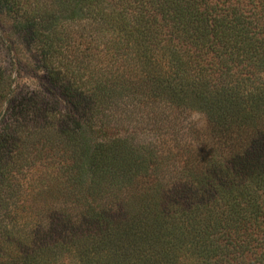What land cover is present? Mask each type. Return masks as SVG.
<instances>
[{"label":"trees","instance_id":"1","mask_svg":"<svg viewBox=\"0 0 264 264\" xmlns=\"http://www.w3.org/2000/svg\"><path fill=\"white\" fill-rule=\"evenodd\" d=\"M0 17V242L33 161L58 264H264V0H0ZM23 121L49 167L10 156ZM32 249L2 261L48 260Z\"/></svg>","mask_w":264,"mask_h":264},{"label":"rangeland","instance_id":"2","mask_svg":"<svg viewBox=\"0 0 264 264\" xmlns=\"http://www.w3.org/2000/svg\"><path fill=\"white\" fill-rule=\"evenodd\" d=\"M71 27H73V25H71ZM9 35H11V33L8 30L7 21L5 22L4 19L0 17V60L2 61L3 59V63L6 60L5 56H8L5 51L6 47L4 45V38L6 36V40H9L7 39V36ZM72 40L75 41L73 37ZM19 82L20 81H18L17 83ZM36 85L37 87L44 85L42 83L40 75L38 79H34L30 83L25 81V79L23 78L17 88L19 96L25 94L26 98L30 97L32 92L36 90ZM46 121L48 122L49 120ZM33 127L35 126L32 123L27 124L24 121L21 123L18 131L16 132L17 139L15 140L17 141H15L9 148V152H11L10 156L19 157L24 155L26 156L28 154V157L26 158L27 162L31 161L30 158H37V160H39L41 158H44V156H48L47 159L49 160L45 161L47 162V166L49 167V165H52L55 161H57V159L50 160L51 158L48 150H43V153L39 155V147L36 148L34 146L35 138L33 136ZM32 162L33 161H31V164L25 165V167L22 169L19 168L18 173H16V176L18 177L16 183H18L19 181V190L15 195H12L13 197L10 196L8 201H5V205L7 203L8 206H3V208H1V212L3 213L10 208V210L16 209V212L8 216L6 222L7 234L1 237V240L4 242H0V264H4L2 260L6 259L8 253H14L15 256L17 255V252H19V248L27 246L30 248V250H33L32 248L38 249V251L41 249L45 250V255H47L48 257L43 255L42 259L48 260L42 262L43 264H52L54 261L55 264H58L57 260L61 258H64L66 263L69 261L68 253H66V251H64L62 255L63 249L66 250L67 247L64 245H57V242H51L49 239V236L52 233V229H50L49 223L55 221L57 212L60 211H57L54 208V202L56 201L54 195H50V193L45 192L42 195L40 194L41 191L39 190V188H44L45 190L52 188V182L48 179L50 176L44 173L41 174L40 172L33 177V172L29 171V166L33 165ZM37 163L41 164L39 166H42L44 164V160L42 161V163H39V161H37ZM43 178L46 179L42 181L41 179ZM29 186L35 187L33 189L37 191L30 192V194L27 195L23 192V190L25 191V189ZM14 207H19V209ZM20 208H24V210ZM83 238L84 237L82 236L77 240L82 241ZM75 246L77 245L75 244ZM74 247H72L71 250H73V253L77 256V251ZM74 261L77 262L78 259H75Z\"/></svg>","mask_w":264,"mask_h":264}]
</instances>
